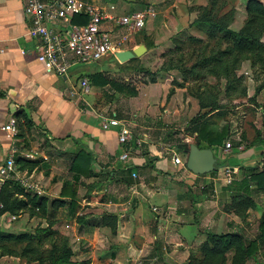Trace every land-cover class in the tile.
I'll return each mask as SVG.
<instances>
[{
    "label": "crops",
    "instance_id": "0c3cea01",
    "mask_svg": "<svg viewBox=\"0 0 264 264\" xmlns=\"http://www.w3.org/2000/svg\"><path fill=\"white\" fill-rule=\"evenodd\" d=\"M86 1L115 16L153 6L157 15L148 21L144 37L137 39L140 31L133 36L130 47L123 49L133 50L144 45L146 56L171 41L163 36V20L168 11L176 9L189 17L195 6L208 3V0ZM111 6L115 9L111 10ZM30 27L24 0H0V166L13 147L17 150L16 163L20 160L35 163L32 172L20 171L40 182L44 189L42 197L47 199L48 205L45 212L34 215L29 211L17 216L4 214L0 218V232L32 233L51 225L53 230L69 238L73 261L78 264L187 263L186 257H180L178 250L168 246L164 233H172L179 247L188 244L184 241L193 229L223 232L217 226L221 214L211 211L215 205L211 192L198 189L218 187L217 171L205 176L191 174L186 166L176 163V157L184 153L179 147H171L178 137L186 143L194 142L197 133L192 135L189 129L200 107L193 102L192 109L191 98L185 101L181 97L186 91L183 88L177 89L171 99H161L170 85L160 81L139 86L135 97L121 94L116 104L95 94L105 87L94 83L96 80L90 81L91 91L82 94L79 81L97 69L80 66L64 78L48 73L37 59V41L29 35ZM107 58L114 60L113 56ZM102 115H116L126 121L133 140L121 145L119 128L104 129ZM212 115L215 117L211 127L221 130L224 118L216 112ZM12 116L19 123L16 136L7 128ZM166 140L169 148L165 146ZM230 141L234 149H226L224 142L213 150L218 161L219 152L223 158L234 156L235 151L246 154L243 167L220 161L221 167L230 165L239 171L236 177L240 181L245 176L244 167L254 168L252 165L262 160L264 141L261 139L258 145L253 143L249 149H245L244 143ZM82 151L91 158L89 175L79 173L84 167L72 169L76 156ZM126 151L130 153L129 158L122 160ZM20 166L17 164L18 169ZM65 187L67 196H63ZM74 203L77 209L72 212ZM106 214L116 217L115 230L110 220H103ZM208 215L214 217L212 228L206 226L210 220ZM68 225L71 229L65 231ZM184 251L182 249V254ZM0 264L37 263L6 255L0 258Z\"/></svg>",
    "mask_w": 264,
    "mask_h": 264
},
{
    "label": "trees",
    "instance_id": "16d2710c",
    "mask_svg": "<svg viewBox=\"0 0 264 264\" xmlns=\"http://www.w3.org/2000/svg\"><path fill=\"white\" fill-rule=\"evenodd\" d=\"M246 19L239 31L232 28L236 18V6L229 0H209L207 5L199 6L198 16L192 22L188 30L199 31L204 38L192 35L187 30L179 34L173 43L175 50L180 52L177 59H171L162 68L165 71L176 69L181 72L183 81L200 82L203 78L212 77L215 85L205 83L199 88L198 101L200 112L191 119L190 133H197L194 142L200 149H213L223 146L229 127L216 130L211 127L217 116L225 118L228 110L233 109V105L221 103L224 98H230L237 89L235 83H241L244 75L238 74L245 62H250L254 70L251 77L255 83V95L250 101H255L257 96L264 90V2L261 0H248L246 5ZM89 19L84 17L78 22L87 23ZM186 34V35H185ZM184 36V37H183ZM182 42L189 47V53H181ZM198 46V47H197ZM197 47V48H196ZM193 61L189 62V58ZM139 58H134L132 63ZM91 80H96L97 85L106 86L108 80L100 79L98 75L87 76ZM224 81V83H223ZM181 87L185 83H180ZM213 88L220 89L219 93ZM124 91V87H119ZM241 97H248V89L241 90ZM248 100V101H249ZM190 143L182 142L180 150L189 153ZM262 160L258 167L247 168V176L238 181L236 189L246 196L240 199L239 207L242 208V217L245 218V211L249 207L254 208V203L250 196L252 184L256 185L258 191L264 192V152L260 153ZM226 162V161H225ZM20 170L28 169L32 172L36 168L35 163L18 161ZM223 165V164H222ZM75 171L78 168H85L79 171L84 175L90 174L91 158L85 151L79 153L72 166ZM246 168V167H244ZM218 170V169H217ZM216 170V171H217ZM215 171V172H216ZM212 172V174H215ZM92 173V172H91ZM67 187L63 191V196H67ZM75 196L74 193H72ZM239 194V195H241ZM244 199V203H242ZM1 202L4 207L0 209V218L4 214L19 215L29 211L31 215L46 211L48 202L46 198L26 193L15 181L8 182L1 193ZM61 205L64 202L60 203ZM39 209V210H37ZM77 209V204L72 205V212ZM81 217L78 218L81 221ZM104 221L110 220L113 230L116 229L117 219L114 215L106 214ZM264 244V220L259 224V234L254 240L247 241L239 233L208 232L205 240L197 248V254L191 256L190 264H227L228 253L233 252L231 264H246L249 259L255 258L260 250V245ZM19 257L27 263L37 264H78L73 261V251L68 237L61 235L50 227L45 229L37 228L32 233L13 234L0 232V258L3 256Z\"/></svg>",
    "mask_w": 264,
    "mask_h": 264
},
{
    "label": "rangeland",
    "instance_id": "374dc122",
    "mask_svg": "<svg viewBox=\"0 0 264 264\" xmlns=\"http://www.w3.org/2000/svg\"><path fill=\"white\" fill-rule=\"evenodd\" d=\"M229 1L232 4H235L237 10L236 18L234 23L232 24V28L236 31H239L247 16L245 5L248 0ZM205 4L207 5V3ZM199 6L205 5L195 6L193 15L191 14L189 17L188 15L180 14L176 9L173 12L168 11V13H166L167 16L165 17V19L163 18V22L165 23L163 36L169 38L171 41L170 43L160 47L159 49L154 50L150 55L146 56V54H144L143 56L139 57L138 60H135L132 63H130L131 60L126 63H120L118 59L112 61L111 59L105 58L100 62L82 66L86 69H88L89 67H95L97 69V72L92 74L91 77L98 75L100 79L108 80L110 82L104 88L98 90V93L96 92L95 94L99 95L101 98L104 97L109 99L110 103L116 104V100H118L121 94L126 93V96L128 95L130 97H135L139 94V86L150 85L156 83L157 81H160L161 83H167L170 85L168 92H165V94H161V99L165 98L166 100H169L175 95L177 89L183 88L186 89V91L183 94L181 93V97H183L185 101H187L188 97L191 98L190 105L192 109L194 108L193 102L197 103V106L199 107V101L197 98L198 93L200 92L199 88L207 82L210 85H215V80L210 77L206 79L203 78L202 80H200V82L190 80L183 81L184 79L179 70L171 69L165 71L164 69H162L169 62V60H171L172 58H178L180 52L175 50L176 45L173 43V39H175L184 30H187L192 35H195L197 37L202 36L201 38H204V36L199 31L192 29L188 30L192 22H194V20L198 16ZM151 18L152 17L147 18L146 22L148 23ZM145 30L146 26L141 30V35L138 36L137 39L144 37ZM129 44L130 42L126 44L125 48H127L128 46L130 47L131 44ZM182 47L183 50L181 51V53L188 54V45L182 42ZM191 61H193V59L189 58V62ZM254 70L257 69H253L250 62H245L241 69L238 71V74L244 75L243 80L241 81V83H235L237 89L231 94L230 98H224V100L222 101V103L224 104L233 105V109L226 111L228 112V114L224 118V124L222 127V129L226 126L229 127V133L227 135V138L229 140H227L230 141L232 139L233 143H244L245 149H249L250 147H252L253 143L255 145H258V142L261 139H263L264 141V90L257 96L255 101L249 100L255 95L256 83L251 78L253 76ZM182 82L185 83L184 87L180 86V83ZM119 87H124L125 90L120 91ZM244 87H247L248 89L247 98L241 97V90ZM213 91L219 93L220 89L213 88ZM182 142V137H178L177 140L174 141V144H171V147L180 148ZM192 143L193 141L190 142V144ZM167 144H169L168 140L165 141V146L169 148L170 145L167 146ZM232 149L234 148L232 147ZM235 152L236 153L234 156H226L225 158H223V155H221V153L219 152L218 158L221 162L226 161V163L228 162L232 166L238 165L237 167H243V163L246 164V154H243L239 151ZM188 155L189 153H184L182 157H179V162L183 164L184 167L186 166V168ZM220 161H218V170L216 172V174H218L216 176L219 178L218 187H214L212 190H207V187H204V189L200 187L198 189L202 192L204 191L205 193L211 192V201L215 204L211 208V211L213 210L221 214L219 220L217 221V226L219 227V230L223 231L222 233L229 232L228 229H231V232L241 234L246 238L247 241L254 240L259 234V224L264 220V192L258 191L256 185L252 184L251 190L253 191V194L252 196H250V198L254 203V208L249 207L248 209H246V216L245 218H243L242 208L239 207V202H241V200L237 198L235 199V197L237 196H241L242 198L246 199V196H242L244 194H241V192L238 193V190L236 189L238 183H240L237 181L238 178L236 177L239 171H237V173L234 175L235 180L232 183L227 184L222 178L223 171L219 166ZM252 166H257L259 171L260 167L258 166V164ZM244 171V177H246L248 173L247 168H244ZM191 174L193 173L191 172ZM211 174L212 173L206 175ZM208 180L209 179H207V182ZM220 187L226 189L220 190ZM200 194L201 192L199 193V195ZM244 199L242 203H244ZM208 217H210V220L206 226L207 228H212L214 217L213 215H208ZM202 218L205 217L202 216ZM70 229L71 227L68 225L65 226L64 230L67 231ZM208 232L209 231L206 232V230L202 231L199 229H193V232L187 233V238L184 241L188 244L182 246L180 245L179 247L176 246V243L174 242L175 237L172 233L171 235L170 232L167 234L164 233V235L168 239V246H170L172 250H178V254L180 255V257H182L183 255V257L187 258V263L185 264H190L191 256L197 254V248L205 240L206 234ZM182 249L185 250L183 254ZM232 254V251L228 253L229 260L227 264H231ZM171 263L172 262L162 261L158 264ZM246 264H264V244L260 245V250L257 252L255 258L249 259Z\"/></svg>",
    "mask_w": 264,
    "mask_h": 264
},
{
    "label": "built area",
    "instance_id": "2783aa9c",
    "mask_svg": "<svg viewBox=\"0 0 264 264\" xmlns=\"http://www.w3.org/2000/svg\"><path fill=\"white\" fill-rule=\"evenodd\" d=\"M114 9L111 6V10ZM24 11L31 24L29 35L37 41L38 61L48 73L60 78L66 77L77 67L100 62L109 56L115 58L116 52L123 50L133 36L146 26L147 18L157 15L155 8L149 6L141 11L115 16L86 0H24ZM84 17L89 19L87 23L78 22ZM78 86L82 94L91 91L87 77L82 78ZM72 93L75 94V91L72 90ZM101 118L104 129L119 128L121 145H128L133 140V132L126 121L116 115H102ZM7 128L14 136L19 134L16 117L9 119ZM232 147L231 141H225L226 149ZM16 151L13 147L6 162L0 166V209L4 207L1 202L2 190L11 181L17 182L26 193L40 197L44 195L40 182L33 175L18 169ZM129 155L128 151L124 152L121 159L127 160ZM175 160L179 162V157ZM221 170L227 184L235 180V168L224 165Z\"/></svg>",
    "mask_w": 264,
    "mask_h": 264
},
{
    "label": "water",
    "instance_id": "95a60500",
    "mask_svg": "<svg viewBox=\"0 0 264 264\" xmlns=\"http://www.w3.org/2000/svg\"><path fill=\"white\" fill-rule=\"evenodd\" d=\"M147 52L144 45H139L133 50H121L116 52L115 59L120 63H126L134 58H139ZM218 159L213 149H200L195 143L190 145L187 169L195 175H206L218 169ZM221 167V165H219Z\"/></svg>",
    "mask_w": 264,
    "mask_h": 264
}]
</instances>
